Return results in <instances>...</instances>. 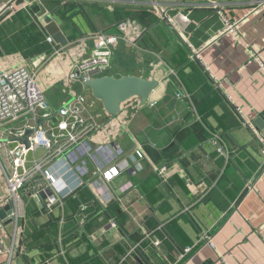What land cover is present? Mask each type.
Segmentation results:
<instances>
[{"label": "crops", "instance_id": "crops-1", "mask_svg": "<svg viewBox=\"0 0 264 264\" xmlns=\"http://www.w3.org/2000/svg\"><path fill=\"white\" fill-rule=\"evenodd\" d=\"M258 1L15 0V11L0 16V65L34 70L51 116L84 95L82 147H90L89 154L77 145L68 151L78 164L86 160L85 174L67 156L50 164L65 195L62 206L48 213L40 197L23 195L16 264H171L188 245L196 250L183 264H264V72L252 57L264 60ZM219 8L238 22V33L223 32ZM47 14L66 39L54 40L59 51L46 39ZM98 32L121 37L110 74L160 80L147 103L132 98L112 116L84 83L70 80L74 61L92 51ZM194 51L199 57L193 59ZM183 88L190 99L178 96ZM43 114L38 111L37 119ZM60 119L57 113L45 127H57ZM35 124L28 117L13 126ZM213 134L224 139L227 155L217 151ZM46 155L44 145L31 152L38 159ZM95 162L119 174L108 181L94 176ZM164 165L172 171L167 181L156 170ZM10 172L0 150V198ZM81 203L88 205L84 225ZM9 205L12 210V202L2 208ZM1 219L12 233L15 221L9 214ZM143 227L162 240L160 247L143 240ZM203 234L214 246L201 244ZM135 245L139 249L128 255ZM7 257L0 254V264Z\"/></svg>", "mask_w": 264, "mask_h": 264}, {"label": "built area", "instance_id": "built-area-1", "mask_svg": "<svg viewBox=\"0 0 264 264\" xmlns=\"http://www.w3.org/2000/svg\"><path fill=\"white\" fill-rule=\"evenodd\" d=\"M256 6L257 10L264 9V0L258 1ZM5 9H9L10 12L15 11V5L12 0L0 5V14ZM218 12L224 21L225 27L223 32L233 31L234 33H238V22H232L222 8H219ZM93 37L96 39L97 44L90 53L81 54L74 61L70 74L71 81L84 83L90 79L103 76L111 66L114 47L121 37L106 32H98ZM46 39L53 45L55 51L60 50L55 46L52 36L47 35ZM196 57H199V54L197 51H194L192 58ZM252 57L259 61L260 67L264 72V60L256 53H253ZM178 96L190 99L191 94L183 88V90L178 92ZM85 101L86 97L81 95L78 98L77 105L71 106V104H67L62 107L58 113L61 119L56 125L57 127L54 124L49 129L45 127L35 131L29 138L30 146L28 147L23 142L20 141L19 143L13 138L22 136L28 127L34 128V126L29 125L27 128L17 129L13 125L22 118L32 117V119L36 120L38 111H43L45 118L50 117L51 108L49 102L45 91L37 82L34 70L23 65L11 69L0 65V150L4 151L7 159L11 161V172L7 175L5 194L0 198V209L9 202L14 203L9 217L15 221V228L11 233L0 218V254L8 256L5 264H16V258L19 254L22 233L18 226V221L22 216L20 205L23 204V195L30 194L40 197L42 199V208L48 213H52L56 206L64 204L65 195H62L57 188L59 185V175L51 169V162L56 157L64 158L67 156L64 160L72 163L80 174H85L88 171L85 159L82 160L83 163L80 165L77 163L78 156L75 157L68 154L71 147L75 145L82 147V143H85L83 142L86 136L85 121L80 113V104L83 105ZM236 110L247 120V123H251V119L246 117L242 108L237 106ZM213 136V142L217 146V151L220 154L227 155L228 151L224 139L218 134H213ZM259 139L261 152L264 155V137H259ZM39 145H44L47 149V155L41 159L31 156V152ZM89 148L86 145L80 148V150L83 154H89ZM102 148L103 146L95 149V151L99 152ZM118 153H122V151L118 150ZM136 153L141 157L144 156L141 150L137 149ZM95 166L96 168L92 172L93 175L103 174L107 181L119 174L118 169L115 167H104V165H98L96 162ZM156 170L163 181H167L172 174L167 165ZM248 188H251V184H249ZM87 208L88 205L86 203H81L78 209L82 225L87 220ZM110 224L116 227L117 221L112 219L110 220ZM143 230L145 234L143 240H149L150 244L156 247L162 245V240L157 238L154 232L147 231L144 227ZM8 239H11L10 245L5 243ZM201 244L214 246L212 237L209 234L202 235ZM136 249H139L137 245L128 252V255H131ZM195 250V245L184 247L177 253L175 260L171 264H183ZM123 260H126V257ZM45 264L51 263L47 261Z\"/></svg>", "mask_w": 264, "mask_h": 264}, {"label": "water", "instance_id": "water-1", "mask_svg": "<svg viewBox=\"0 0 264 264\" xmlns=\"http://www.w3.org/2000/svg\"><path fill=\"white\" fill-rule=\"evenodd\" d=\"M12 2H15V0H12ZM7 12H9V9H5L0 16ZM44 22L46 31L56 42L64 43L66 41L60 26L50 14L44 16ZM84 85L90 89L92 96L102 103L108 114L116 116L120 114L123 104L132 98H139L142 104L147 103L154 90L160 85V80L156 77L149 79L132 74L120 76L106 74L85 81ZM59 111L57 113H59ZM57 113H54L50 118L36 119L34 128L28 127L22 136L17 137L18 141L23 142L29 147L30 136H32L35 131L45 128V123L47 121H52ZM10 206L11 205L0 209L1 218L11 213L12 210ZM7 221L9 220H6V222Z\"/></svg>", "mask_w": 264, "mask_h": 264}, {"label": "rangeland", "instance_id": "rangeland-1", "mask_svg": "<svg viewBox=\"0 0 264 264\" xmlns=\"http://www.w3.org/2000/svg\"><path fill=\"white\" fill-rule=\"evenodd\" d=\"M110 71H111V70L107 71L106 73H107V74H110ZM46 97H47V96H46ZM47 100H48V99H47Z\"/></svg>", "mask_w": 264, "mask_h": 264}]
</instances>
